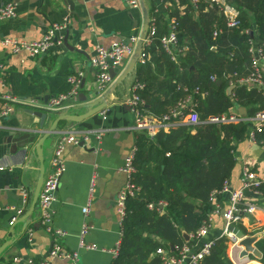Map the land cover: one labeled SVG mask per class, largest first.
Here are the masks:
<instances>
[{
  "label": "crops",
  "instance_id": "obj_1",
  "mask_svg": "<svg viewBox=\"0 0 264 264\" xmlns=\"http://www.w3.org/2000/svg\"><path fill=\"white\" fill-rule=\"evenodd\" d=\"M72 1L73 9H70L67 0H0V4L13 2L17 6L16 17L0 22L2 37L39 40L52 24H64L61 31L63 45L53 47L41 56L32 57L25 51L14 54L0 43V94L24 101L10 102L13 111L2 118L0 126V168H3L0 170V249L7 245L0 255V264H70L67 260L49 256L55 242L68 251H78L81 264H111L118 256L124 218L117 209L118 199L127 183V176L121 167L135 149L136 133L139 132L133 128L135 115L128 104L137 78L134 69L114 91L116 79L125 72L130 57L114 70L116 78L105 87H100L91 57L98 44L105 47H111L117 41L129 44L133 43V38H138V43L145 21L144 8H132L125 0ZM187 1L192 4L191 0ZM175 2L146 0L151 16L154 17L156 12L160 14L162 29L169 25L171 17H175L170 14L176 6ZM186 8V4L179 5L181 12ZM252 23L257 36L255 20ZM66 36L69 47L65 44ZM185 43H189V38ZM79 73H82L84 87L80 88L76 98L67 100L68 107L61 111L84 114L87 108L79 106L84 104L81 100L85 96L87 102L108 99L109 104L81 122H59L56 127L58 132L44 142L47 176L52 171L51 159L60 136L73 133L79 139L78 144H67L64 153L65 171L53 204V226L66 234L55 237L42 224L39 206L27 215L41 167L35 143L53 126L58 116L49 113L41 126V118L30 111H44L54 97L67 94L71 88L69 77ZM232 88H227L228 93L231 94ZM233 107L241 114L246 111L247 114L242 115L248 117L245 108ZM246 167L256 171L264 180V140L252 142L247 137L239 144L230 188L241 187ZM22 187L28 191L26 198ZM90 196L93 200L86 213L83 209L88 205ZM259 196L251 198L258 200ZM222 199L223 208H227L229 194L223 193ZM262 202L264 204V200ZM12 207L22 212L18 214ZM84 224L90 226L88 243L96 244L97 249L80 247ZM237 227L241 230L243 227L246 236H258L254 246L261 252L262 258L258 242L264 237V208L261 207L255 215L245 217ZM224 230L225 220L222 215H215L209 234L201 238L195 247L223 236ZM231 245L230 239L227 254L234 264H263L261 258L254 254L243 257V248L238 245L231 249Z\"/></svg>",
  "mask_w": 264,
  "mask_h": 264
},
{
  "label": "trees",
  "instance_id": "obj_2",
  "mask_svg": "<svg viewBox=\"0 0 264 264\" xmlns=\"http://www.w3.org/2000/svg\"><path fill=\"white\" fill-rule=\"evenodd\" d=\"M175 3L170 14L178 19L179 41L186 51L179 63L172 61L161 44L170 28H161L156 12L158 34L145 47L149 59L135 68L141 86L136 94L144 101V111L163 118L189 96L202 120L230 112L234 105L245 108L250 118L264 110L262 90L240 84L231 94L227 89L231 80L252 72L250 41L254 38L264 49V0H232L240 10V25L233 28L227 26L219 8L206 1L197 8L187 0ZM184 4L187 8L181 12L179 5ZM250 127L249 121L222 126L179 124L153 138L146 131L137 132V172L131 180L135 190L126 198L121 244L111 264H167L158 249L178 257L184 246L195 248L198 231L209 222L215 205H222L224 186L237 164L238 146L248 137ZM257 140H264V131ZM258 190L256 203L264 208V180ZM213 240L210 254L197 264H234L227 254L230 238L223 235ZM258 246L264 264V237Z\"/></svg>",
  "mask_w": 264,
  "mask_h": 264
},
{
  "label": "built area",
  "instance_id": "obj_3",
  "mask_svg": "<svg viewBox=\"0 0 264 264\" xmlns=\"http://www.w3.org/2000/svg\"><path fill=\"white\" fill-rule=\"evenodd\" d=\"M132 8L141 7L140 0H125ZM208 2L210 6H217L225 17L228 27H237L240 25V10L231 4L228 0H191L192 4L197 8L201 2ZM17 16V6L13 2H6L0 4V22H4L8 19ZM170 31L161 37V44L163 48L171 55V59L174 62H180V56L186 51V47L181 46L178 36L179 22L176 17H171L170 20ZM64 28L63 23H54L45 32L43 37L39 40H20L13 37H2L0 36V43L11 49L14 54L20 52H27L32 57L41 56L48 53L53 47L63 45V35L61 31ZM158 34V30L155 22L152 23L149 29V34L146 44H150L154 37ZM215 36L218 35V31H215ZM138 38H133V43L126 44L122 41H117L112 44L111 47H105L98 44L95 47L94 54L91 57V64L97 70V83L100 87H105L108 83L113 81L111 70L119 68L124 59L130 58L136 49ZM249 52L251 53V67L252 72L246 76H237L236 80H231V86L234 87L237 84L245 85L249 88H258L263 91L264 94V49L260 42L254 38L250 41ZM149 59V56L145 53V49L139 59L140 63H145ZM2 67V65H0ZM216 80V77H212ZM69 81L71 84L70 91L67 94H62L58 97H54L50 104L47 105L49 110H63L68 105L66 104L69 98H76L79 94L82 85V73L77 76H70ZM141 86L136 84L134 91L128 104L135 115V126L133 127L136 131H146L150 136H155L159 131L168 132L172 126L179 124L197 125L201 123L214 124L222 126L223 124L238 123L243 121L250 122V130L248 133L249 141H256L257 136L264 131V110L258 111L253 117H244L237 108H232L230 112H226L220 115L209 116L205 120L201 119L194 103L193 97L189 96L183 99L178 106L173 108L163 118H157L156 116L149 114L144 111L142 105L144 101L136 94V90ZM196 92H200L197 88ZM10 102L24 103L23 100L14 98L10 95L0 94V126L1 120L13 111V105ZM32 103V101H31ZM38 105V104H37ZM3 106V107H2ZM185 109H188L186 111ZM74 143L78 144L79 139L73 133H64L60 136L59 140L55 145L54 155L51 159L52 171L45 176L43 187L39 197V209L41 222L44 225L47 232L55 237H62L66 232L60 228L53 226V204L57 199L56 193L61 181V178L65 171L64 153L67 144ZM136 158V147L135 149L125 158L124 163L121 167V171L127 176V183L125 184L122 193L118 199V212L124 217L126 214V198L129 195L134 194V184H132V177L137 172L135 166ZM3 170V168H0ZM258 173L249 167L243 170L241 178V187L237 189L230 188V183L224 186L223 193L229 194V204L227 208H223L221 204L215 205V210L212 216L209 217V222L202 226L198 231L197 239L205 237L210 232L212 226L213 217L215 215H222L225 220L224 235L228 236L231 241V249L236 248L239 243L236 235L229 231L228 228L231 225L237 226V224L243 222V219L250 215H255L261 207L256 203L254 198L260 194L258 187L262 183ZM24 198L28 195L27 189L22 187ZM93 193V187L91 188ZM93 197L90 196L88 205L83 209L84 212H88L91 206ZM164 206V204H162ZM17 210L20 214L22 210L12 207ZM14 222V220L12 221ZM90 231V226L84 224L80 233V247L83 249H97L96 244H90L87 241V235ZM214 244L213 239H209L203 242L198 247L184 246L179 250V256H170L167 250L161 248L158 249L157 253L164 255L167 264H197L203 260L207 255L210 254L212 246ZM50 257L67 260L70 264H81V257L78 251H68L60 243L55 242L50 250ZM17 261L18 258H15ZM40 264H47L42 262Z\"/></svg>",
  "mask_w": 264,
  "mask_h": 264
},
{
  "label": "water",
  "instance_id": "obj_4",
  "mask_svg": "<svg viewBox=\"0 0 264 264\" xmlns=\"http://www.w3.org/2000/svg\"><path fill=\"white\" fill-rule=\"evenodd\" d=\"M67 1L69 3L70 9H73L74 8V2L72 0H67ZM228 1L232 2V0H228ZM140 2H141V6H143V8H144V15H145V21H144V25L142 28V32H141V35L139 37V41L136 45L135 52L131 56L130 62L128 63V66H127L125 72L122 74V76H120L119 78L116 79L114 91H116V86L120 85L123 78L125 76H127L129 73H132L133 70L138 65L139 59H140V57L144 51L145 41L147 40V37L149 34V29H150V25H151V14L147 8L146 0H140ZM251 35L254 36L253 32H251ZM65 44L69 47V42H68L67 36L65 37ZM111 75H112L113 79L116 78V73L114 72V70H111ZM218 83L220 84L221 81H219ZM81 87L82 88L84 87V82L82 83ZM229 90H231V89H229ZM81 101L84 102V104L82 106H79V108H87V111L84 114H79V115L70 114V113H68V111L49 110V109H45L44 111H37V110H31L30 111V113L32 115L38 116L41 118V123H40L41 126L44 125V122L46 121V118H47L49 113H51V114L55 113L58 116V118L56 119L53 126L50 129L46 130V132H44L45 135L42 136L35 143V153L39 159L41 167H40V173L38 176V180H37L35 189H34L33 194H32L31 207H30V210H29V213L27 216L32 214L34 212L35 208L37 206H39V197H40V193H41V190L43 187L45 174H46V164H45V159H44V154H43V147H44L45 140L47 138H50L53 134L58 132V130H56V127H57V124L59 122H62V121H68V122H72V123L81 122V121L93 116L94 114L100 112L109 104V102H107L108 99H107V101L94 100V101L87 102L86 96ZM242 114L246 115L247 113H246V111H242ZM82 145H84V142H82ZM160 207L163 208L164 206L161 204ZM228 230L233 232L236 235L237 239H239L238 245L243 248V250L241 252V255L243 257L249 256L250 254H254L256 257L261 258V255H262L261 252L254 246V243H256L258 241L257 235L246 236L244 234V232L239 227L234 226V225H231L228 228ZM184 237L186 240L190 239V235L188 233H185ZM6 246L7 245H4L0 249V255L3 253Z\"/></svg>",
  "mask_w": 264,
  "mask_h": 264
},
{
  "label": "rangeland",
  "instance_id": "obj_5",
  "mask_svg": "<svg viewBox=\"0 0 264 264\" xmlns=\"http://www.w3.org/2000/svg\"><path fill=\"white\" fill-rule=\"evenodd\" d=\"M154 22H155V24H156V18H154V17L151 16V25H152V23H154ZM151 25H150V26H151ZM169 28H170V25H169ZM147 45H149V44H146V43L144 44V49H145V47H146ZM113 80H114V79H113ZM230 86H231V85H230Z\"/></svg>",
  "mask_w": 264,
  "mask_h": 264
}]
</instances>
